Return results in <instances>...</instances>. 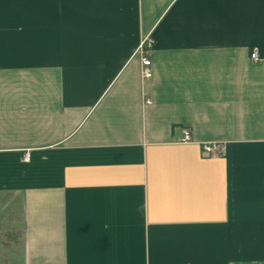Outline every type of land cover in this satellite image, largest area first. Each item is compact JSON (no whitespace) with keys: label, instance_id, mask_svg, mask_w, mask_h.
Wrapping results in <instances>:
<instances>
[{"label":"crops","instance_id":"obj_1","mask_svg":"<svg viewBox=\"0 0 264 264\" xmlns=\"http://www.w3.org/2000/svg\"><path fill=\"white\" fill-rule=\"evenodd\" d=\"M0 264H264V0H0Z\"/></svg>","mask_w":264,"mask_h":264},{"label":"built area","instance_id":"obj_2","mask_svg":"<svg viewBox=\"0 0 264 264\" xmlns=\"http://www.w3.org/2000/svg\"><path fill=\"white\" fill-rule=\"evenodd\" d=\"M153 47V39L150 36H147L141 43L140 52L142 53V65H143V76L145 79H151L153 77L152 70V59L149 55L151 48ZM254 60L259 59V55L257 51H254L251 55ZM151 101H147L150 103ZM192 140V134L189 129H185L184 137L182 138L183 142H189ZM203 151L208 156H219L223 154L224 149L221 144H204ZM29 159V154L26 155L25 160Z\"/></svg>","mask_w":264,"mask_h":264}]
</instances>
